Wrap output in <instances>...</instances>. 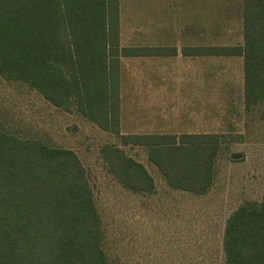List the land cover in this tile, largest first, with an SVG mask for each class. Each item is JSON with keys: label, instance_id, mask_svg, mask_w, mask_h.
Listing matches in <instances>:
<instances>
[{"label": "trees", "instance_id": "obj_1", "mask_svg": "<svg viewBox=\"0 0 264 264\" xmlns=\"http://www.w3.org/2000/svg\"><path fill=\"white\" fill-rule=\"evenodd\" d=\"M243 43L210 46L211 57H240L244 105L264 113V0H242ZM122 47L120 0H0V78L22 83L53 106L79 112L118 143L101 155L134 194L156 182L126 148H144L167 185L197 196L216 182L221 134H124L121 58L170 56ZM225 264H264V193L241 205L223 237ZM0 264H116L90 174L76 152L0 129Z\"/></svg>", "mask_w": 264, "mask_h": 264}, {"label": "rangeland", "instance_id": "obj_2", "mask_svg": "<svg viewBox=\"0 0 264 264\" xmlns=\"http://www.w3.org/2000/svg\"><path fill=\"white\" fill-rule=\"evenodd\" d=\"M132 4L136 9L137 1ZM241 6L242 0H210V46L242 45ZM128 10L122 14L125 32L142 18L136 10ZM176 11L177 19L184 15L183 21L188 20L189 9ZM135 62L140 64L132 68V77L122 71V112L131 116L123 129L139 134L188 130L198 119V127L204 123L210 133L221 134L217 178L207 195L170 188L144 148L126 151L149 170L156 192L134 194L124 189L109 174L101 155L104 145L118 143L113 134L77 108L66 112L28 86L2 78L0 129L77 153L90 174L111 262L225 264L223 237L228 219L244 203L260 202L264 193V113L262 106L250 112L245 109L243 59L210 57L209 75L205 72L204 76L191 74L187 60L127 59L124 66ZM133 87L142 89L129 93ZM151 96L154 103L147 104Z\"/></svg>", "mask_w": 264, "mask_h": 264}, {"label": "crops", "instance_id": "obj_3", "mask_svg": "<svg viewBox=\"0 0 264 264\" xmlns=\"http://www.w3.org/2000/svg\"><path fill=\"white\" fill-rule=\"evenodd\" d=\"M137 4L134 8L132 3ZM129 9L128 12L135 11L141 14V21L134 27L131 26V30L125 32L122 23V14L124 9ZM177 8L189 9L190 16L187 21H183L184 15H179L178 19ZM205 8L207 13H205ZM210 0H120V35L122 47H143V48H160L164 52H169L170 56H154V57H134V58H121V84H120V98H121V131L124 134H139L133 131V133H126L123 129L125 122H128V114L122 112L124 110V90L122 87V71L126 70L131 76V70L133 67L138 66L140 63L135 62L133 64H126L124 61L127 59H172L176 61L187 60L186 68L191 74L197 76L200 74L204 76L207 72L209 75V48H210V23H209V11ZM183 12V11H181ZM180 12V13H181ZM176 13V15H175ZM179 13V14H180ZM152 14L154 16H150ZM150 16V17H149ZM207 62V63H206ZM138 87L129 88L128 92H138ZM129 99V98H127ZM154 99L151 96L148 99V103H154L151 101ZM141 100V97L137 99ZM157 101V98L155 99ZM164 101V99L162 98ZM161 100V101H162ZM133 100H130L128 105ZM134 102H136L134 100ZM196 101H193L195 106ZM191 103V104H192ZM204 104L205 101L203 100ZM204 108V106H203ZM205 109V108H204ZM132 115V114H131ZM202 119L205 117L202 114ZM200 120H195L193 127L188 130H176V131H162L163 133H149V134H211L205 127L204 123L198 127L196 123ZM208 121V120H207ZM218 134V133H216Z\"/></svg>", "mask_w": 264, "mask_h": 264}]
</instances>
